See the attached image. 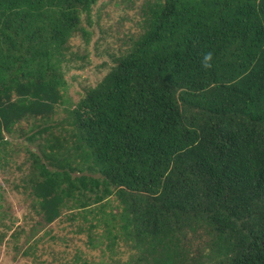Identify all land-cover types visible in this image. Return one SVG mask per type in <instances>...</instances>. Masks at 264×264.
<instances>
[{"label":"trees","instance_id":"16d2710c","mask_svg":"<svg viewBox=\"0 0 264 264\" xmlns=\"http://www.w3.org/2000/svg\"><path fill=\"white\" fill-rule=\"evenodd\" d=\"M99 1L0 0V148L21 121L41 136L42 220L91 215L108 249L135 251L83 264H264V0H143L108 71L54 118L71 38L107 31Z\"/></svg>","mask_w":264,"mask_h":264},{"label":"rangeland","instance_id":"374dc122","mask_svg":"<svg viewBox=\"0 0 264 264\" xmlns=\"http://www.w3.org/2000/svg\"><path fill=\"white\" fill-rule=\"evenodd\" d=\"M142 1L97 3L93 13H98L99 22L107 31L101 33L94 23L88 43L80 36L71 38L68 55H72L64 73L65 102L57 106L54 118L64 117L62 107L73 105L108 71L112 63L110 54L118 51L125 35L138 29ZM28 126L25 121L16 124L11 135L5 134L9 144L0 148L3 149L0 152V264H83L84 260L110 263L132 257L135 251L123 242L117 241L111 249L106 247L108 239L103 225L88 227L90 222L95 223L91 215L86 219L79 215L69 218L70 211L63 209L53 222L46 224L42 220L27 179L31 170L29 152L39 153L38 143L42 138L37 135L28 143L25 137L31 133ZM110 205L113 211L119 209V202L113 196Z\"/></svg>","mask_w":264,"mask_h":264},{"label":"clouds","instance_id":"9594fccd","mask_svg":"<svg viewBox=\"0 0 264 264\" xmlns=\"http://www.w3.org/2000/svg\"><path fill=\"white\" fill-rule=\"evenodd\" d=\"M211 58H212V54H211V52L206 53V54L203 56V59H202L201 63H202V66H203L205 69L211 67V64H210Z\"/></svg>","mask_w":264,"mask_h":264}]
</instances>
